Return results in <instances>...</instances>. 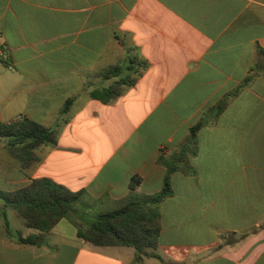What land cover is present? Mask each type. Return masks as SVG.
Segmentation results:
<instances>
[{
    "label": "crops",
    "instance_id": "1",
    "mask_svg": "<svg viewBox=\"0 0 264 264\" xmlns=\"http://www.w3.org/2000/svg\"><path fill=\"white\" fill-rule=\"evenodd\" d=\"M140 64L116 98H92L116 81L105 70ZM248 78L200 130L195 174L173 176L150 256L90 245L68 219L39 232L0 198V264H264V0H0V122L58 134L28 166L0 138L2 192L49 178L107 211L138 176L137 192L155 194L159 159Z\"/></svg>",
    "mask_w": 264,
    "mask_h": 264
},
{
    "label": "trees",
    "instance_id": "2",
    "mask_svg": "<svg viewBox=\"0 0 264 264\" xmlns=\"http://www.w3.org/2000/svg\"><path fill=\"white\" fill-rule=\"evenodd\" d=\"M133 60L130 64H134ZM145 68L143 64L135 71L129 65L116 66L103 72L105 80L116 79L108 88L91 93L92 98L108 102L116 98L124 86L136 83V77ZM127 72L132 74L125 75ZM245 82L233 93L227 95L216 106L209 109L203 118L190 129L185 144L178 153L159 159L165 167L166 175L161 190L152 195L137 192L142 179L132 178L130 195L117 203L116 208L99 211L102 200L93 198L86 190L72 192L49 178L34 179L25 187L16 191L2 192L0 198L6 206L15 209L24 219L27 227L39 232L51 231L62 219H68L78 230L80 239L93 246L133 247L139 258L150 256L158 247L161 233V214L158 210L167 198L174 194L172 178L181 173L185 176L195 174L190 160L198 152V134L200 130L215 121L228 106L229 100L240 92L249 82ZM72 99L63 108V114L69 112ZM0 138L8 140L11 153L22 160L25 166L35 160V150L43 146H56V130L47 128L28 118L10 123L0 122ZM18 242L25 245H37L40 236L23 238L17 234Z\"/></svg>",
    "mask_w": 264,
    "mask_h": 264
},
{
    "label": "rangeland",
    "instance_id": "3",
    "mask_svg": "<svg viewBox=\"0 0 264 264\" xmlns=\"http://www.w3.org/2000/svg\"><path fill=\"white\" fill-rule=\"evenodd\" d=\"M179 150H180V147H179L176 151H174L173 153H171L170 155H168V156H166V157H170V156H172V155L178 153ZM110 210H111V209H110Z\"/></svg>",
    "mask_w": 264,
    "mask_h": 264
}]
</instances>
